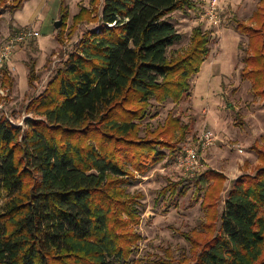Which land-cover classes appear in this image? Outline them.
I'll return each mask as SVG.
<instances>
[{
    "label": "trees",
    "instance_id": "16d2710c",
    "mask_svg": "<svg viewBox=\"0 0 264 264\" xmlns=\"http://www.w3.org/2000/svg\"><path fill=\"white\" fill-rule=\"evenodd\" d=\"M24 1L10 0V11ZM198 4L103 0L100 9L80 7L73 28L84 21L97 27L80 35L45 88L29 100L28 112L39 118L27 117L23 128L0 116V197L6 196L0 204V264H120L129 258L130 247L122 239L127 244L131 235L137 239L128 224L138 222L137 196L123 198L130 178L182 152L159 139L167 133L173 139L178 119L169 113L165 125L145 137L140 120L152 98L181 102L211 51V36L198 24L188 50L168 57L181 35L167 17L197 10ZM67 10L62 1L57 37L69 19ZM233 20L248 39L241 77L255 96L264 97V0L249 22ZM1 71L2 81L13 89L7 63ZM35 79L32 61L30 84ZM253 148L260 164L234 180L220 225L217 230L213 223L207 226L194 264H264V146ZM225 179L208 168L196 183L211 188ZM205 200L202 204L212 209L216 200L209 194Z\"/></svg>",
    "mask_w": 264,
    "mask_h": 264
},
{
    "label": "rangeland",
    "instance_id": "374dc122",
    "mask_svg": "<svg viewBox=\"0 0 264 264\" xmlns=\"http://www.w3.org/2000/svg\"><path fill=\"white\" fill-rule=\"evenodd\" d=\"M102 1L97 0L96 9L101 8ZM65 2L69 19L60 37L56 35L60 28L54 27L55 21H50L49 28L41 27L44 16L54 8V0H25L13 12L9 8L10 0L0 4V48L19 30L40 31L37 38L17 44L13 49L7 64L15 78L13 89L0 79V85L10 92L8 97L0 98V116H7L23 128L27 117L39 118L28 112L29 100L45 88V80L54 76L80 35L97 27L96 23L84 21L73 28V17L82 5L95 9L92 0ZM259 3L260 0H199L197 10H178L167 17L181 35L168 48V57L188 50L198 24L211 36V51L199 73L191 79L190 93L181 102L169 99L159 103L151 99L145 117L140 120V136L145 137L148 130L154 132L164 126L170 113L179 121L174 137L169 138L167 133L166 137L158 138L180 147L179 156L198 146L204 127L212 129L216 139L211 147L198 149L203 166L195 175L182 169L178 156L176 160L160 161L146 174L135 172L130 178L123 198L137 196L138 222L128 224L137 239L131 235L133 241L128 244L122 239L130 247V256L120 264H194L209 232L208 225L215 224V230L220 225V214L234 180L242 173H254L260 164L253 147L264 146V97L255 96L250 82L241 77L248 39L235 29L233 20L235 17L249 22ZM32 61L36 79L30 84ZM184 129L187 133L182 137ZM208 168L221 171L226 178L212 183L216 189L207 183H196ZM208 194L216 200L212 209L202 204ZM5 200L6 196L0 197L1 206ZM123 218L128 219L126 215Z\"/></svg>",
    "mask_w": 264,
    "mask_h": 264
},
{
    "label": "built area",
    "instance_id": "2783aa9c",
    "mask_svg": "<svg viewBox=\"0 0 264 264\" xmlns=\"http://www.w3.org/2000/svg\"><path fill=\"white\" fill-rule=\"evenodd\" d=\"M40 35V31L36 29L25 28L17 31L11 35L8 42L0 48V67L8 62L11 58L13 49L17 44L25 43L27 40L35 39ZM10 94L9 89L0 85V98L8 97ZM214 131L210 128L204 127L198 137V146L189 148L185 154L179 156V165L186 173L195 175L202 168L203 163L199 158L198 149H207L215 143Z\"/></svg>",
    "mask_w": 264,
    "mask_h": 264
},
{
    "label": "crops",
    "instance_id": "0c3cea01",
    "mask_svg": "<svg viewBox=\"0 0 264 264\" xmlns=\"http://www.w3.org/2000/svg\"><path fill=\"white\" fill-rule=\"evenodd\" d=\"M59 1H60V4H59ZM62 1H65V0H54V8L52 6V8L48 11V13L44 16V19H43V22L41 24V27L43 25V27L45 26L46 28H49L50 21H55V20L60 18V9H61ZM65 4L67 5L66 2H65ZM52 33L54 34V30H53ZM56 34H57V32H56ZM6 63L8 64V62H6ZM10 70H11V68H10ZM0 79L2 80V76L0 77ZM48 79L49 78H47L44 83H47Z\"/></svg>",
    "mask_w": 264,
    "mask_h": 264
},
{
    "label": "water",
    "instance_id": "95a60500",
    "mask_svg": "<svg viewBox=\"0 0 264 264\" xmlns=\"http://www.w3.org/2000/svg\"><path fill=\"white\" fill-rule=\"evenodd\" d=\"M61 24H62V18L60 17L59 19L55 20L54 27L56 29H59L61 27Z\"/></svg>",
    "mask_w": 264,
    "mask_h": 264
}]
</instances>
